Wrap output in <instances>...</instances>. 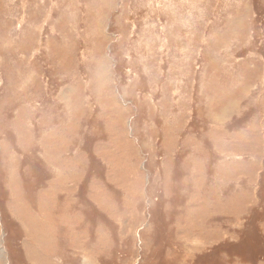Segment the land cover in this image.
<instances>
[{
  "label": "rangeland",
  "instance_id": "rangeland-1",
  "mask_svg": "<svg viewBox=\"0 0 264 264\" xmlns=\"http://www.w3.org/2000/svg\"><path fill=\"white\" fill-rule=\"evenodd\" d=\"M263 223L264 0H0V264H264Z\"/></svg>",
  "mask_w": 264,
  "mask_h": 264
},
{
  "label": "crops",
  "instance_id": "crops-1",
  "mask_svg": "<svg viewBox=\"0 0 264 264\" xmlns=\"http://www.w3.org/2000/svg\"><path fill=\"white\" fill-rule=\"evenodd\" d=\"M228 158V160H235V158H229V157H227ZM250 166V165H249ZM252 166V165H251ZM262 169L263 168H260L259 169V171H258V173H257V179H256V182L258 181V179L260 178V176H261V173H262ZM235 179V178H234ZM234 179H232V180H234ZM256 199L258 200V198L256 197ZM263 226H264V223L262 224ZM237 261L238 262H241V260L240 259H237ZM195 264H215V263H195ZM251 264H253V263H251Z\"/></svg>",
  "mask_w": 264,
  "mask_h": 264
}]
</instances>
